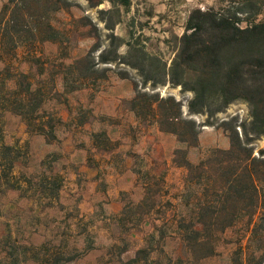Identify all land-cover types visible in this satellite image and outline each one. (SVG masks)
<instances>
[{
    "label": "rangeland",
    "instance_id": "rangeland-1",
    "mask_svg": "<svg viewBox=\"0 0 264 264\" xmlns=\"http://www.w3.org/2000/svg\"><path fill=\"white\" fill-rule=\"evenodd\" d=\"M7 1L0 0V12ZM67 3L47 20L58 31L57 43L42 41V22L37 26L27 19L0 47V264H241L246 258L264 264V218H254L259 224L254 235L247 219L217 233L212 256L209 245H186L194 213L187 206L188 172L174 162L178 149L193 164L212 150L230 149L233 129L241 140L247 130L254 155L264 158V137L252 133L249 105L238 101L213 116L191 115L193 93L145 82L147 75L164 80L161 68L171 66L194 10L220 9L231 0ZM36 9L42 12V0L33 1L31 10ZM256 20L264 21V8ZM113 34L118 39L112 49L121 60L100 64L81 86L80 71L69 73L65 64L93 50L97 64L100 53L110 50ZM129 42L138 52L130 53ZM28 82L42 90L43 97L29 100L43 99L41 116L53 117L54 125L63 120L54 139L30 132L16 114L19 107H8ZM77 86L80 90H73ZM138 92L181 101L183 118L199 126L197 147L159 130L147 106L140 107L151 98L138 101L141 116L133 111Z\"/></svg>",
    "mask_w": 264,
    "mask_h": 264
},
{
    "label": "trees",
    "instance_id": "trees-1",
    "mask_svg": "<svg viewBox=\"0 0 264 264\" xmlns=\"http://www.w3.org/2000/svg\"><path fill=\"white\" fill-rule=\"evenodd\" d=\"M33 1H7L0 12V29L3 31L0 47L11 33H18L11 30L27 23V19L34 20L37 26L42 22V41H60L57 38L58 31L47 20L50 13L66 9L67 0H42V12L39 9L31 10ZM263 8L264 0H231L230 6L220 9L194 10L188 18L171 66L168 69L163 64L161 68L164 80L159 82L147 75L145 82H152V86L170 84L193 93L194 97L189 102L191 115L213 116L226 110L230 104L243 101L250 108L253 135L264 137V21L256 20ZM113 27L114 25L106 24L107 30H113ZM35 28L34 32L31 31L34 40L39 31ZM111 38L113 44L110 50L100 53L97 64L92 59V54L97 50L91 51L85 58L65 64L69 73L73 70L80 71L79 82H75L86 86L87 79L98 71L96 68L100 64L121 60L117 51L112 49L118 38L114 34ZM127 46L130 53L138 52L131 42ZM99 47L96 44L95 48ZM108 52L114 53L113 59L107 56ZM143 57L151 60V56L144 51ZM127 65L141 70L138 64ZM73 90H80V86ZM34 96L41 97L42 90L32 88V84L28 82L27 89L16 93L15 101L8 107H14V104L19 107L16 114L26 121L30 132L47 134L46 136L50 135L54 139L56 127L63 120L57 119L54 125L53 117L47 120L41 116V112L44 114V101L41 98L33 104L29 100ZM148 96L138 92L137 97L131 101L132 110L141 116L140 107L143 109L147 106L161 132L175 135L181 144L188 147H197L199 126L194 120L183 118L181 101L173 97L160 99L159 96ZM146 98L156 100L139 107L138 101ZM29 104L32 108L24 110L29 108ZM244 137L241 140L238 132L233 129L230 149L212 150L197 164L188 160L186 151H175L174 162L188 172L190 195L187 206L192 207L194 213L189 223L190 232L185 234L184 241L189 247L209 245L211 254L208 257L215 251L212 243L217 238V233H224L238 221L247 219V231L254 235L259 226L254 223V218H264V158L254 155L250 147L252 138L247 130ZM3 147L9 152L15 150L5 145ZM263 152L261 151L262 156ZM10 165L13 166L14 161ZM241 264L253 263L251 258H246Z\"/></svg>",
    "mask_w": 264,
    "mask_h": 264
}]
</instances>
